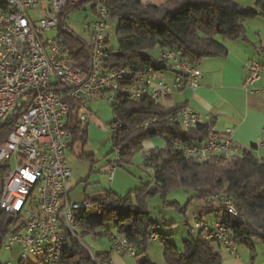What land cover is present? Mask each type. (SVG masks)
<instances>
[{
    "label": "built area",
    "instance_id": "obj_1",
    "mask_svg": "<svg viewBox=\"0 0 264 264\" xmlns=\"http://www.w3.org/2000/svg\"><path fill=\"white\" fill-rule=\"evenodd\" d=\"M76 1L0 0V125L10 126L6 138L0 142V165L6 166L0 211L5 219L11 218L4 225L1 246L6 250L17 246L19 260L34 264H58L70 241L82 244L75 229L83 213L93 205L69 197L71 171L65 151L73 141L71 106H75L72 112L75 111L76 119L84 124L91 117L89 103L96 95L112 103L118 102L123 92L133 101L145 98L162 101L174 91L195 89L200 77L196 65L172 49L162 52L165 66L162 70L151 65L105 68L104 59L109 55L105 28L110 17L103 4L105 0L97 2L95 19L89 26L86 46L90 69L85 71L72 64L66 59L69 48L59 36V27L65 20L67 7ZM35 8L44 13V18L31 19L28 10ZM50 32L54 34L45 36ZM260 69L261 65L253 60L244 64L245 90L259 80ZM208 119L209 116L199 114L187 104L169 117L186 129ZM175 146L186 157L199 162L212 154L229 157L238 151L231 131L220 135L213 125H209L208 136L201 141ZM113 172L114 167L109 180ZM104 205L110 207L108 202ZM203 207L213 215L224 210L240 216L233 199L221 193L209 195ZM190 227L210 247L223 246L238 259L232 235L220 221H207L199 214L193 217ZM156 237L151 234V239ZM109 241L110 254L135 257L124 236L112 234ZM83 246L96 264H113L109 257L98 259L84 243Z\"/></svg>",
    "mask_w": 264,
    "mask_h": 264
},
{
    "label": "trees",
    "instance_id": "obj_2",
    "mask_svg": "<svg viewBox=\"0 0 264 264\" xmlns=\"http://www.w3.org/2000/svg\"><path fill=\"white\" fill-rule=\"evenodd\" d=\"M86 1L90 0H77L66 11L80 8ZM91 1H94L95 9L101 0ZM103 4L109 10L110 17L118 19L117 48L107 49L109 55L104 59V67L108 69L151 65L156 70H162L165 68L164 62L155 66L146 53L156 46L164 50L172 49L190 64L197 65L205 58L226 54V48L214 39L215 35L235 40L244 34L242 21L264 18V0H255L254 6L241 4L237 0H166L159 5L140 0H105ZM59 36L69 48L66 59L88 70L90 56L86 41L69 35L64 22L59 27ZM184 105L165 106L161 101L148 98L133 101L123 92L118 102L112 103L115 115L110 124L111 129H114L111 136L112 152L116 154L117 151L121 164L130 160L133 151L142 148L145 139L157 136L164 138L166 145L151 149L145 157V162L154 166V180L160 191L165 194L172 188L189 187L196 189L200 198L218 193L230 197L240 216L221 210L213 215V220L227 227L234 243L236 239L251 237H258L264 243V154L257 156L253 147L229 157L212 154L200 162L186 157L175 144L201 141L208 136V127L212 123L208 119L204 124L186 129L177 121H170L169 117ZM73 108L74 105L69 115L73 121L70 151L77 141L81 140L85 144L87 139V128H82L75 111L72 112ZM9 129L8 123L0 125V142L6 138ZM222 164H227V168L221 171ZM5 169L6 166L0 165V180ZM146 189L144 186L136 190L137 207L131 203V195L122 198L111 191L98 196L85 195L86 201L97 206L99 214L95 216L85 211L78 221L79 226L88 233L96 227L112 223L116 233L106 231L100 235L105 234L108 239L112 234L124 236L131 247L141 248L139 254L135 253L138 264H153L145 253L153 225L149 213L143 207L144 198L149 195ZM106 202L110 203L109 208L104 207ZM4 225L5 215L2 213L0 247ZM109 255L110 252H105L94 256L101 259ZM163 255L168 264H222L219 253L192 229L188 239L183 242L182 251L164 242ZM0 264L3 263L0 261ZM19 264L34 263L19 260ZM58 264L96 263L87 249L78 242L70 241Z\"/></svg>",
    "mask_w": 264,
    "mask_h": 264
},
{
    "label": "rangeland",
    "instance_id": "obj_3",
    "mask_svg": "<svg viewBox=\"0 0 264 264\" xmlns=\"http://www.w3.org/2000/svg\"><path fill=\"white\" fill-rule=\"evenodd\" d=\"M244 5L254 6L255 0H237ZM28 14L32 20L38 21L44 18V13L40 9H29ZM94 1L82 3L80 8L67 12L64 25L67 30L73 32L77 37L84 41H89L90 24L94 21ZM118 19L109 17L105 28L108 43L107 49L115 50L117 48L116 28ZM54 32L46 33L45 36H52ZM214 39L219 41L223 39L221 35H215ZM163 48L156 46L146 53L151 57L153 65L159 66L160 54ZM170 76V73H167ZM177 92V91H175ZM91 117L87 123H82V128H87L86 143L81 140L65 151L67 166L71 171L69 183V197L74 201L85 200V195H102L107 191L126 197L131 195V203L137 207L138 200L136 190L152 186L155 190L144 198L143 207L149 213L153 225L151 233L156 234L155 239H149L145 253L153 264H168L164 259V242H167L179 251L183 249V242L190 235V226L194 216L200 215L207 221L213 219V214L204 209L205 198H200L194 188L176 187L168 190L165 194L160 191L159 185L154 180V166L145 162V157L151 149L162 148L166 145V140L162 137L147 138L142 143V148L133 151L129 161L116 164V154L112 152L111 136L112 129L110 124L115 119L112 109V102L101 100L97 95L89 103ZM85 155V156H84ZM90 156V157H86ZM259 156V154H258ZM114 167L112 179L108 175ZM227 164L220 165V170H225ZM204 210L206 213H204ZM95 216L99 214L96 205H92L88 210ZM209 212V213H207ZM187 222V223H186ZM76 232L80 236L81 246L83 243L93 255L109 252L110 241L108 236L103 234L106 231L116 233L115 226L111 224L96 227L93 232L85 233L83 228L78 226ZM100 235V236H99ZM235 260L225 247H215L214 250L219 253L222 264H264V243L258 237L245 239H236ZM84 247V246H83ZM85 248V247H84ZM136 254H139L141 248L132 247ZM113 262L119 264H138L137 257L113 253L111 256ZM0 261L3 264H19V254L17 246L12 250H6L0 247Z\"/></svg>",
    "mask_w": 264,
    "mask_h": 264
},
{
    "label": "crops",
    "instance_id": "obj_4",
    "mask_svg": "<svg viewBox=\"0 0 264 264\" xmlns=\"http://www.w3.org/2000/svg\"><path fill=\"white\" fill-rule=\"evenodd\" d=\"M140 1L159 5L166 0ZM242 24L245 30L242 36L218 41L226 48L224 56L205 58L196 65L200 77L195 89L174 91L161 102L165 106L190 105L199 114L209 116L216 133L225 135L231 131L237 153L254 147L255 154L261 157L264 154V18L246 19ZM250 60L261 65V69L259 80L245 90L244 64Z\"/></svg>",
    "mask_w": 264,
    "mask_h": 264
},
{
    "label": "water",
    "instance_id": "obj_5",
    "mask_svg": "<svg viewBox=\"0 0 264 264\" xmlns=\"http://www.w3.org/2000/svg\"><path fill=\"white\" fill-rule=\"evenodd\" d=\"M67 32H68V34L71 35L73 38H77V36H76L73 32H71V31H69V30H67ZM89 69H90V67H89ZM1 188H2V180H0V190H1ZM154 189H155V188L151 186V187L148 189V193H152V190H154ZM0 213H1V211H0ZM10 220H11V218H10V217H7V218L5 219V223L10 222ZM262 238H264V234L262 235Z\"/></svg>",
    "mask_w": 264,
    "mask_h": 264
},
{
    "label": "flooded vegetation",
    "instance_id": "obj_6",
    "mask_svg": "<svg viewBox=\"0 0 264 264\" xmlns=\"http://www.w3.org/2000/svg\"><path fill=\"white\" fill-rule=\"evenodd\" d=\"M0 214H2V213H0Z\"/></svg>",
    "mask_w": 264,
    "mask_h": 264
}]
</instances>
